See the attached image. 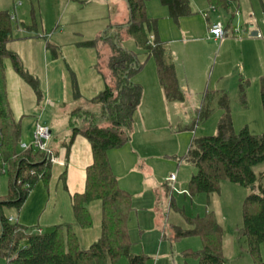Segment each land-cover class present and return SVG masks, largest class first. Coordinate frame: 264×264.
Returning <instances> with one entry per match:
<instances>
[{
    "label": "trees",
    "instance_id": "1",
    "mask_svg": "<svg viewBox=\"0 0 264 264\" xmlns=\"http://www.w3.org/2000/svg\"><path fill=\"white\" fill-rule=\"evenodd\" d=\"M128 21L124 26L103 32L96 39L85 42L91 47L106 48L109 51L104 68L107 79L104 89L87 105H97V114L83 110L82 106L71 111L72 127L68 143L76 135L88 140L92 163L86 169L85 189L82 194L72 196V211L76 225L89 227L90 215L86 205L91 201L101 202V236L82 249L70 225H58L48 232L25 229L16 222H10L7 212L18 211L29 192L39 181L50 177L51 156L32 148L21 151L22 126L15 120L9 107L4 60L9 59L15 72L35 91L39 100L41 93L36 80L22 68L18 58L6 48L14 39L13 18L8 11L0 10V174L5 175L8 189L0 195V256L6 264H116L125 257L128 264H146L147 257L130 253L131 241L128 222L133 212L131 195L120 188L112 171L108 152L119 149L130 141L134 114L143 97L141 85L132 81L140 67L135 56L122 46L121 29L128 36H135L147 57L152 58L158 82L167 102H180L184 96L180 89L176 71L164 43L157 35L156 22L146 15V2L152 0H124ZM167 9L174 22L192 14L189 0H156ZM212 8L227 9V0H206ZM21 26V25H20ZM35 21L21 29L31 30ZM153 31V33H152ZM261 85V102L264 109V81ZM241 99L245 101L244 85H239ZM224 92L218 96V107L223 112L217 124L216 133L192 139L186 154L180 161L193 166L195 172L188 182L190 197L196 194L210 195L219 191L222 181L253 190L242 202V219L237 229L238 239L245 242V251L252 258V264H264L261 245L264 244V188L253 167L264 163V133L252 135L245 126L238 132L233 128L232 117ZM210 95H202V102L196 110L197 119L210 114ZM67 147V148H68ZM172 206V203L170 204ZM188 229L171 227L170 239L198 237L202 248L197 252L185 253L194 257L196 264H227L222 255L223 230L213 214L187 219ZM163 237L165 235L163 234Z\"/></svg>",
    "mask_w": 264,
    "mask_h": 264
},
{
    "label": "rangeland",
    "instance_id": "2",
    "mask_svg": "<svg viewBox=\"0 0 264 264\" xmlns=\"http://www.w3.org/2000/svg\"><path fill=\"white\" fill-rule=\"evenodd\" d=\"M194 1L190 0L192 14L180 20L181 26L184 28L185 24H190V28L203 30L204 15L199 12ZM0 10L8 11L11 16L15 14L16 23L30 25L35 21L39 30L44 27L43 24H50V31L57 29L58 32L65 25L66 32L83 31L87 36L89 33L94 34L97 29L101 33L110 21V30L128 21L124 0H0ZM146 15L149 20L156 22L157 35L162 40L169 41L177 35V23L169 18L167 9L158 1L146 2ZM36 29L37 26H34L32 30ZM120 34L122 46L135 56L140 67L132 81L143 88L142 102L134 118L131 142L108 152V160L120 167L116 168L121 175L119 186L125 188L126 183L127 190L124 191L131 195L134 208L128 222L132 244L130 253L146 256V264H196L194 257H185L184 254L199 251L202 248L201 240L198 237L170 239V228L188 229L187 219L211 213L223 230L222 255L227 264H252V258L245 251V242L238 239L236 232L241 224L242 202L248 194L258 193V185L252 190V187L222 181L218 192L190 197L188 182L195 169L185 161H180V158L186 154L192 139L215 135L223 113L218 107V96L222 92L228 98L235 132L246 126L252 135L263 134L262 77L254 75L249 80L242 77L244 80L241 83H245L244 101L239 92L241 76L215 50L216 45L211 41L188 45L192 54L205 58V88L202 91H207L212 99L209 104L210 114L196 121L195 107H199V101L185 103L181 110H175V105L166 103L165 100L157 108L149 103L152 92L146 83L156 73L155 63L152 58L147 57L135 36L126 35L122 29ZM101 54L104 59V56L108 57L109 51L103 48ZM104 70L106 71L105 68ZM141 165L144 166L142 171ZM253 171L259 176L264 172V163L254 166ZM117 175L115 174L116 177ZM171 176L176 178L175 190H168L172 198L167 199L165 187L170 188ZM145 177L147 180L143 185ZM6 182L7 177L0 174V195L7 193ZM260 183L264 188V177ZM159 187L163 189L162 204L156 207L153 189H160ZM98 203L101 204L99 200ZM98 215L100 216V212ZM261 256L264 260V244L261 245ZM0 264H6L2 256ZM116 264H128V261L123 257Z\"/></svg>",
    "mask_w": 264,
    "mask_h": 264
},
{
    "label": "crops",
    "instance_id": "3",
    "mask_svg": "<svg viewBox=\"0 0 264 264\" xmlns=\"http://www.w3.org/2000/svg\"><path fill=\"white\" fill-rule=\"evenodd\" d=\"M227 2L228 8L223 9L212 8L206 0L200 2L195 0L196 7L204 15L202 17L205 29L195 30L190 28V24H185L183 28L180 20L190 17L189 15L178 20V33L174 38L164 41L159 36L174 64L184 98L180 102L164 101L155 73L146 83L147 88L152 92L148 101L154 105V108L162 104V100L175 105V110H181L185 103L190 101L194 103L195 100L200 104L199 107H195V112L200 108L202 90L205 88L206 62L204 57L190 52L188 45L196 42L214 43L215 50L227 59L232 65V70L238 71V75L241 76L239 84L245 85L241 83L243 78L249 80L254 78V75L262 77L264 81V0H227ZM12 18L14 39L6 45V48L18 58L24 71L36 80L42 97L41 100L38 99L32 87L15 72L11 61L5 59V83L9 107L14 119L21 121L22 142H30L36 124L50 130L51 150L58 162L51 165L49 179L39 180L21 208L18 211H8L7 216L28 230L48 232L58 225H70L80 248L87 249L101 236V204L98 200H94L86 205L91 221L89 227L81 228L76 225L72 211V196L84 192L86 169L92 163V154L88 140L79 134L68 147L72 133L70 113L81 106L83 110H91L95 114L99 112L100 108L97 105H87L86 102L93 100L105 87L107 71L103 67L107 56L101 58L104 47H91L84 43L96 39L112 27V23L108 22L106 29L101 33L97 29L94 34L89 33L90 35L87 36L83 31L68 33L65 31V25L58 32L57 29L50 31L52 28L50 24H43L44 27L40 30L37 24L36 30H24L21 27L26 23H16L15 14ZM215 23H221L224 30L225 37L221 41L208 38V27ZM138 111L139 108L136 113ZM134 123L133 121V128ZM133 128L128 143L131 142ZM109 162L114 174H118L116 178L119 184L121 175L117 173L116 168L120 167L111 160ZM143 169L144 166L141 165V171ZM146 180L145 177L142 181L143 185ZM124 185L125 188L121 185V189L127 190L126 183ZM6 186L8 189V181ZM165 188L167 199L172 198L171 192L168 194L171 187ZM162 190L153 189L156 207L162 204ZM171 191L173 192L172 189Z\"/></svg>",
    "mask_w": 264,
    "mask_h": 264
},
{
    "label": "built area",
    "instance_id": "4",
    "mask_svg": "<svg viewBox=\"0 0 264 264\" xmlns=\"http://www.w3.org/2000/svg\"><path fill=\"white\" fill-rule=\"evenodd\" d=\"M238 33V32H236ZM225 37V33L224 30L222 28L221 23H215L212 24L208 27V38L212 39L214 41H221L222 39H224ZM260 36H258L259 38ZM51 140H52V135L50 130L45 127L42 126L40 124H36L33 132H32V136H31V140L29 143H24L22 142L20 144V149L21 151L27 150L29 148H32L35 151H39L41 153H44L46 156H51V150H50V144H51ZM51 163H57V159L54 157H51ZM175 176H171L169 181L170 184L169 186L171 187L172 190H175V188L173 187V184L175 182ZM10 222H14L13 219L9 218ZM38 233H41V230H37Z\"/></svg>",
    "mask_w": 264,
    "mask_h": 264
}]
</instances>
